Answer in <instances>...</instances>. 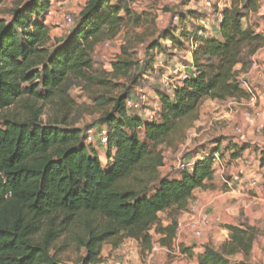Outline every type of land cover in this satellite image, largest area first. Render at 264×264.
<instances>
[{
    "label": "trees",
    "instance_id": "1",
    "mask_svg": "<svg viewBox=\"0 0 264 264\" xmlns=\"http://www.w3.org/2000/svg\"><path fill=\"white\" fill-rule=\"evenodd\" d=\"M52 1L31 0L0 18V264H64L62 256L72 251H84L81 264H101L105 244L118 248L129 240L148 255L152 231L160 236L159 245L173 250L179 215L188 210L197 189L211 187L207 183L214 180L219 148L197 152L202 158L194 161L192 172L182 171L177 178L162 176L166 156L161 149L171 153L183 147L208 100L247 101L240 75L264 47V37L243 21L259 12L261 2L232 0L219 10V38L197 31L177 38L164 31L149 42L148 35L157 33L145 29L127 38L105 78L92 72L98 45L117 38L125 23L122 12L129 21L135 19L136 28L148 15L134 14L131 0H89L74 31L51 48L45 15ZM182 40L191 42L192 70L174 87L173 97L160 94L159 120L129 115L127 102L140 78L155 71V52L167 42L181 47ZM141 46L146 47L144 60L138 58ZM75 82L119 91L96 99L103 109L96 125L108 131L109 170L95 146L86 143L84 131L69 123ZM46 105L57 118L45 123ZM215 141L219 146L227 140ZM246 147L230 144L231 159L240 158ZM163 213H168V226ZM225 228L229 239L218 249L206 245L199 264H250L264 228ZM180 251L193 257L189 248L180 246ZM239 256L244 259L234 261Z\"/></svg>",
    "mask_w": 264,
    "mask_h": 264
},
{
    "label": "rangeland",
    "instance_id": "2",
    "mask_svg": "<svg viewBox=\"0 0 264 264\" xmlns=\"http://www.w3.org/2000/svg\"><path fill=\"white\" fill-rule=\"evenodd\" d=\"M31 0H1L0 4V18H3L8 13L7 11L12 10L17 5L29 3ZM89 0H53L52 9L54 11L53 16L47 20V23L51 27V42L48 47H55L64 41L65 38L70 36L72 31L76 28L80 13L85 7ZM207 2L212 4V10L209 11L207 8ZM232 5V0H131L129 6L134 14L137 15H148L143 17L142 26L136 28L134 20L129 21L127 15L122 12L121 16L125 18V23L122 26L121 32L111 41H104L100 43L94 54V76H108L112 72V62L116 56L121 53L122 47L127 43V38L134 37L135 34L145 32V29L153 30L155 36L151 37L148 35L149 42L156 41L162 32L171 31L176 34L177 38L187 32L192 34L194 31L201 32L202 36L215 35L217 32V26L220 23L217 22L218 11L224 9V5ZM67 17H71L73 22L71 25H67ZM264 19V18H261ZM257 21L254 15L247 17L243 24L244 26L251 27L257 33ZM258 34V33H257ZM217 35V34H216ZM109 46L106 47L105 44ZM164 44V50L162 52H155V71L140 78L139 86L133 91V101L140 103L141 111L139 113L135 111L128 112L129 115L138 116L145 122H150L149 117L155 113L159 114L160 111V94L172 96L174 94L173 88L181 83L183 76L187 73L190 67V55L191 42L182 40V46L176 48L170 42ZM145 46L138 48V58L140 60L145 59ZM119 91L109 93L103 91L99 87H91L86 83L75 82L74 86L70 90V96L75 102V110L72 116L69 118V123L74 125L75 128L82 129L84 134L89 129H96V135L94 138L93 145L98 151L99 157L102 161L105 170H109L110 161L107 158V149L105 146L100 145L99 139L100 134L103 131H107L104 127H98L96 124L101 118L103 112L102 107L98 105L96 99L100 95H107L111 98L117 95ZM109 93V94H107ZM231 107H233L231 105ZM106 107L105 109H107ZM234 108V107H233ZM244 109V108H243ZM222 111L229 112L227 107L218 109L209 105L202 108V121L198 122L194 129L188 133V139L183 147L179 148L176 152L168 153L167 149H161L165 152L166 156V167L161 169L163 177L170 176L177 178L180 175V166L182 164L194 163L195 160L202 157V154L197 155V152H201L204 149L210 150V143L213 138H233L236 135L234 132H223V126H220L217 118L218 114ZM4 114H0V127L4 124ZM57 112L52 110L49 105L44 107V114L42 116L43 122H48L51 119L57 118ZM212 124V125H210ZM217 124V125H215ZM97 126V127H96ZM212 126V127H211ZM211 127V128H210ZM217 127V128H216ZM227 127V126H226ZM225 127V128H226ZM238 127L234 125L232 129ZM210 128V129H208ZM220 128L222 130H220ZM224 128V129H225ZM108 135V134H107ZM141 138L144 137L140 132ZM224 148V147H223ZM168 213L161 215L162 221L166 219ZM214 221V220H213ZM211 220V224H212ZM260 229V228H259ZM263 235L259 236L258 240L254 245V249L251 257L248 259L250 264H264V240ZM158 237H155L154 246H160ZM227 241V240H226ZM220 246V243L217 247ZM175 247L177 245L175 243ZM125 248V250H123ZM138 248V249H137ZM161 248V247H160ZM137 250V251H136ZM137 252L138 256L147 261L146 257L151 256L153 253L150 252L148 255L142 253L140 247L136 244L131 243V240L124 242L120 247L114 248L111 244H105L103 247L102 258L105 259V263L109 260H113L115 264H134L133 254ZM170 261L180 264L183 260L175 255L176 251L170 250ZM180 254H183L181 251ZM155 256L164 258L165 252L158 251L154 254ZM84 256V251L76 252L72 251L62 256L64 264H81V258ZM244 258L239 256L234 261L241 262ZM154 259L151 260V264H167V263H154ZM153 262V263H152ZM173 263V262H172ZM144 264V263H143Z\"/></svg>",
    "mask_w": 264,
    "mask_h": 264
},
{
    "label": "crops",
    "instance_id": "3",
    "mask_svg": "<svg viewBox=\"0 0 264 264\" xmlns=\"http://www.w3.org/2000/svg\"><path fill=\"white\" fill-rule=\"evenodd\" d=\"M223 1L226 2V0ZM260 2L261 8L259 12L251 15H254L258 20L260 19V22L257 21V33L264 37V19H261L264 18V0H260ZM228 6L229 5L227 4L224 5V7ZM220 15V13L217 14L218 23ZM214 34L215 35L208 34L203 37L219 38L221 35L220 24L217 26V32ZM200 35L202 36L201 32ZM189 55L191 58L190 67L186 74L192 70L191 52H189ZM251 61L259 62V64L264 66V47L256 53ZM238 69H241V67H238ZM240 80L242 81L244 88L250 86L256 91L259 96L258 110L264 111V69L262 71H257L249 68L247 71L241 73ZM171 97H173V95ZM246 104V101L229 100L227 102H218L208 100L202 107H208L209 105L218 109L227 107L229 112L222 111L218 114L216 120L220 122L218 123L220 126H223V130L221 128L220 130L223 132L228 131V133H235V130L232 129V127L234 125L240 126L246 132L248 141L245 144L247 147L242 152L241 157L233 160L230 157L232 149H228L229 145L235 144L240 147L243 144H240L237 139L233 137L226 138L227 141L222 145L214 146L213 143H215V140L217 139H212L209 145L210 150L219 148L218 153L215 155L220 157V161H215L214 163V180L207 183L211 186L209 189H197L194 192L192 202L198 204L202 212L208 215L213 223L203 230L201 237L196 238L193 233L194 228L192 227V224L196 222V217L190 215L188 210L180 213L175 243L178 246H184L185 248L193 250V257H189L187 254H180L179 252L175 253L180 260H183L180 264H199L198 258L203 253L204 247L208 244H211L217 249L220 248V246L229 239V232L225 228L226 226L247 225L260 228L261 230L264 228V115L252 119L246 117L244 114L247 109ZM231 105L234 108L231 107ZM160 109L161 101L158 111H160ZM201 121L202 110L201 118L198 122L201 123ZM141 132L143 134V131ZM240 171L244 172L243 184H235L233 188H227L225 186V180H230L232 175ZM252 179H256L258 182L256 188L249 187L248 182ZM161 215L162 214H160V216ZM163 225L168 226L169 222L165 219ZM151 234L154 236V241L155 237L159 238L158 241L160 240V236L156 235L154 231H152ZM131 243L136 244L137 247L142 249L138 242L131 240ZM219 243L220 246L217 247ZM160 247V251L165 252L164 258L159 257V255H151L146 257L147 261H145V259H142V257L138 256L137 252H135L133 254L132 262L134 264H151V260L154 259V263L164 262L167 264H178L176 261L169 260L170 255L173 253H171L168 248L162 247L161 245ZM105 261L106 260L103 259L101 264H115L113 260H109L107 263H105Z\"/></svg>",
    "mask_w": 264,
    "mask_h": 264
},
{
    "label": "built area",
    "instance_id": "4",
    "mask_svg": "<svg viewBox=\"0 0 264 264\" xmlns=\"http://www.w3.org/2000/svg\"><path fill=\"white\" fill-rule=\"evenodd\" d=\"M206 5L208 7L207 9L209 11H211L212 10V4L210 2H207ZM53 14H54V11L51 8L49 10V12L45 15V19H49L51 16H53ZM222 21H223V18L220 15L219 23L221 24ZM72 22H73L72 18L71 17H67V25H71ZM45 23L48 24L47 20L45 21ZM105 46L108 47L109 44L106 43ZM250 68H251V70L262 71L264 69V66L259 64V62L254 61V62H252ZM186 78H187V74H185L183 76L181 82H183ZM245 90L249 94V98L246 101L247 109L244 112L245 116L250 118V119L258 117V116H263L264 115V111H259L258 110L259 96L256 93V91H254V89L251 88L250 86H247L245 88ZM127 110H128V112L135 111V112L139 113L141 111V105H140V103H138L136 101H133L131 99V101L129 100L127 102ZM159 118H160L159 114L157 115V114L153 113L148 119H149L150 122H155V121H158ZM95 135H96V129H89L86 132L85 139H86V143L88 145H93ZM235 135H236L237 141L240 144H246L247 143V141H248L247 134H246V132L244 131V129L242 127L238 126V127L235 128ZM99 137H100V139H99L100 145L106 147L107 144H108L107 132L103 131L100 134ZM215 161H217V162L220 161V157L218 155H215ZM180 169H181L180 170L181 172L182 171L192 172L193 163L182 164L180 166ZM243 176H244V172L243 171H240V172L232 175L230 180H225V186L230 189V188H233L235 184H243ZM248 184H249L250 188H256L257 185H258V182H257L256 179H252V180H250V182H248ZM188 213L190 215L196 217V222H194L192 224V227L194 228V230H193L194 236L196 238H199V237H201L203 230L211 225V219H210V217L208 215L204 214L202 212L201 208L199 207V205L194 203V202L190 203L189 208H188ZM160 249H161L160 246H153V249H152V253L153 254L152 255L157 253ZM174 249H175L176 252H180V246L177 245V248L174 247ZM123 250H125V248ZM123 264H128V263L124 262Z\"/></svg>",
    "mask_w": 264,
    "mask_h": 264
}]
</instances>
